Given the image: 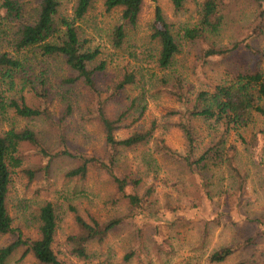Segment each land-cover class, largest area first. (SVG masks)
<instances>
[{"label": "rangeland", "instance_id": "1", "mask_svg": "<svg viewBox=\"0 0 264 264\" xmlns=\"http://www.w3.org/2000/svg\"><path fill=\"white\" fill-rule=\"evenodd\" d=\"M19 1L25 6V18L7 22L0 28V52L14 53L17 27L24 21L34 20L33 14L38 0ZM59 1V13L71 17L76 0ZM102 1L94 0L92 9L78 25L84 47L99 48L101 53L98 60L107 61L105 71L97 75V86L106 90V93L113 90L124 64H139L130 56V52L136 47L151 46L148 34L156 4L162 8L176 29L181 23L195 18L198 2L187 0L184 8L175 12L169 0H145L137 26L129 30L127 42L122 48L114 49L110 34L115 24L121 22L120 12L117 9L106 13ZM224 12V24L216 35H210V40L222 47L237 44L236 49L211 57L205 64L200 65V51L206 44L186 42L182 44V51L174 60L172 73L183 77L185 86L192 94L201 89L212 91V85L208 82L226 83L233 80L238 73L247 72L254 67L264 74V33L259 37L252 36V33L257 34L259 25L264 27L263 13L260 14V19L258 17L261 13L258 4L251 0H228L224 5ZM26 58L32 65L30 79L26 81L23 73L16 74L12 88L8 89L9 85L2 82L0 91H4L6 98L18 99L22 94L30 106L43 109V114L22 118L8 109L3 115L0 114V131L10 126L17 129L28 126L50 154L57 153L66 146L72 153L79 150L87 156L104 157L103 132L95 117V111L86 107L88 95L82 82L70 84L65 81L74 72L60 56L47 57L29 53ZM141 65L150 68L151 73L161 74L153 62L147 63L144 60ZM143 88L148 90L149 83L146 82L143 87L126 88L106 103V114L116 117L119 113L126 112L132 99L137 97V111L131 110L132 114L122 119L123 125L116 130L115 136L123 138L134 129L145 128L155 120L158 127L154 136L162 137L174 151L182 153L184 137L176 125L178 115L174 113L181 109L180 103L166 93L150 95L146 92L141 97ZM68 104L71 105L70 112H67ZM260 104L264 105V101ZM140 111L142 112L138 120L131 124L133 117L138 116ZM243 121L246 125L239 126L236 131L231 130L227 140V146L235 153L233 159L220 167H211L214 178H221L220 185L225 186L233 181L232 174L236 179L239 177L244 181L243 200L238 207L220 217V225L211 227L206 245L208 252L232 238V220L235 221L239 233L245 237L262 235L261 232L264 231V118L252 111L247 113ZM213 135L212 121L201 118L195 120L197 154ZM148 145L152 149L153 141ZM144 152H147L146 145L121 150L116 171L128 176L130 180L141 178L142 183L136 189L140 194L147 187L162 184L158 180L164 176L171 179L168 187L155 188L152 203L147 206L148 209L158 211V219H150L148 214L142 213L128 216L109 233L103 243H90L93 264L97 261H104L106 264H145L147 259L152 264H238L244 258H251L252 264L264 261L263 236L258 238V245L253 251L233 254L221 263L208 261L207 255L201 253L197 241L200 236V218H210V213L213 214V210L210 212L212 205L208 207V203L201 197L198 185L192 181L194 176L180 162L162 153H153L159 168L158 175L156 178L147 177L143 165ZM20 153L23 157L22 167L31 168L35 175L30 179L20 168L13 178L7 206L16 233L21 232L23 237L35 235L34 227L29 226L30 221L27 223L25 219L44 200H51L58 205L57 212L60 216L54 242L56 255L64 264H83L82 260L70 254L66 244L67 237L79 231L69 205L76 207L83 217L95 216L99 220H106L112 216H122L127 211L126 200L120 199L113 205L111 200L116 198L113 184L106 174L92 167L88 169L85 179L67 177L66 172L79 163L69 155L53 157L46 171V157L37 154L34 146L24 143L20 147ZM173 182L181 184L182 191L172 187ZM133 188L130 184L127 192H132ZM170 216H179L186 223L167 227L162 222ZM256 219H261L263 224ZM12 238L10 234L0 235V246L10 242ZM23 251V247L18 248L9 264H39L31 254L22 257ZM129 251L132 252L131 258L125 261V254Z\"/></svg>", "mask_w": 264, "mask_h": 264}, {"label": "trees", "instance_id": "2", "mask_svg": "<svg viewBox=\"0 0 264 264\" xmlns=\"http://www.w3.org/2000/svg\"><path fill=\"white\" fill-rule=\"evenodd\" d=\"M145 0H103L102 5L106 13L112 10H119L121 22L115 24L110 34V42L114 49H120L127 42L130 29L137 26L139 13ZM156 2L157 0H152ZM174 11L179 12L184 8L187 0H169ZM228 0H198L195 18L191 21L181 23L178 27L164 14L162 8L156 4L153 20L150 24L148 39L149 47H136L130 56L135 59L134 65L124 64L118 79L114 83L113 90L106 93V90L97 86V75L107 68L105 59L98 60L99 48H85L81 41L79 32L81 23L93 7L94 0H76L72 9L71 17L59 13V0H38L34 20L22 22L17 27L14 53L0 52V84L5 82L13 86V77L23 73L25 80L30 79L32 65L27 62V54H38L40 56H60L65 64L74 72L73 76L65 79L66 82L74 84L81 81L85 86L88 95L86 107L95 111V117L102 129L105 143V156L84 155L79 150L73 153L65 146L63 150L50 154L40 144L35 132L28 126L15 128L10 126L0 131V235L10 234L12 240L0 246V264H9L18 248L23 247L22 257L31 254L39 264H64L56 255L54 242L58 221L60 216L57 212L58 205L51 200H44L35 210L29 212L26 222L30 221L35 229V235L24 236L21 232L16 233L13 227V218L8 210V197L10 188L13 185L17 169L24 170L32 179L35 171L31 168L22 167L23 157L20 147L28 143L36 148L37 154L46 157L45 169L48 171L51 159L59 155H69L79 161L76 167L68 170L66 176L69 178L85 179L90 167L102 171L107 175L115 188L116 198L111 200L113 205L120 199L126 200L127 211L122 216H112L106 220H99L95 216L83 217L76 207L69 205L78 226V232L66 239V244L71 255L83 261V264H93V254L89 250L91 242L101 244L109 233L121 225L128 216H135L139 213L148 214L150 219H158L156 209H148L152 203L155 188L168 187L171 179L164 176L159 179L162 184L147 187L145 192L140 194L136 191L141 185V178L129 179L128 176L118 174L116 164L121 150L132 149L137 146L146 145L143 156L146 176L156 178L158 170L154 158V152L162 153L164 156L173 158L180 162L183 168L194 176L193 183L198 185L203 200L212 205L213 214L210 218H200V236L197 245L201 253L207 255L208 261L212 263L224 262L231 255L240 252H250L258 245V238L262 235L248 236L239 233L235 221H231L234 232L232 238L219 247L211 250L207 248L209 232L211 227L221 223V216L238 207L243 200L244 181L236 179L231 175L233 181L223 186L220 179H215L212 168L220 167L229 163L235 153L227 146V140L231 130L236 131L239 126L246 125L243 121L247 113L256 112L264 118V74L254 67L244 73H238L233 80L226 83H209L212 91L201 89L192 94L187 89L186 82L182 76L172 73V67L176 55L182 51V44L186 42H201L206 44L200 51V65H203L209 58L224 55L234 50L237 44L231 47L216 45L210 40V35H216L222 28L225 19L224 5ZM258 4L261 13L264 15V0H251ZM25 6L19 0H0V28L7 22L15 19L23 20ZM263 17V16H262ZM259 37L264 33L263 25L257 27ZM134 53V54H133ZM23 55L22 57L20 56ZM153 62L161 73H151L150 68H145L141 62ZM171 71V73H170ZM26 81L24 83H26ZM149 83L148 90H142L141 97L148 92L152 94L166 93L174 97L181 105L180 110L174 113L178 115L177 127L182 131L184 137L183 152L174 151L162 137H155L154 133L158 127L157 122L152 120L147 127L134 129L129 135L118 138L115 132L122 127V119L137 111V97L132 99L126 112L119 113L116 117H110L105 112V105L109 99L119 95L123 90L130 87H143ZM45 80L42 81V84ZM4 91H0V114L8 109L13 114L22 118H33L43 114V109L30 106L25 97L21 94L18 99L6 98ZM67 96V95H65ZM95 105V106H94ZM94 107V109H93ZM71 105L68 104L67 112H70ZM138 116L133 117L134 124ZM201 118L205 121H212L214 135L197 154L198 146L195 136V120ZM153 141L152 149L148 145ZM133 185V191L127 192V187ZM172 187L182 191L181 184L171 183ZM216 198V199H215ZM210 202V203H209ZM148 203V204H147ZM203 217V216H202ZM261 221V219H256ZM167 227H174L176 224L186 223L179 216H170L162 222ZM263 224V222L261 221ZM261 230V229H260ZM160 246V245H159ZM158 246V249L160 248ZM132 252L125 254V261L131 258ZM149 253H147L148 255ZM146 255V256H147ZM150 259L145 264H152ZM251 258H244L238 264H252ZM96 264H106L104 261H97ZM260 264H264V261Z\"/></svg>", "mask_w": 264, "mask_h": 264}]
</instances>
